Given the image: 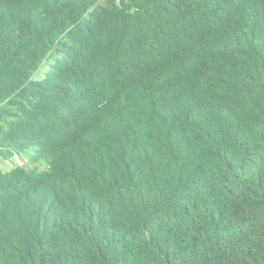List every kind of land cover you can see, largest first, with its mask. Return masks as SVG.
Returning a JSON list of instances; mask_svg holds the SVG:
<instances>
[{
    "label": "trees",
    "instance_id": "trees-1",
    "mask_svg": "<svg viewBox=\"0 0 264 264\" xmlns=\"http://www.w3.org/2000/svg\"><path fill=\"white\" fill-rule=\"evenodd\" d=\"M0 155V264H264V0H0Z\"/></svg>",
    "mask_w": 264,
    "mask_h": 264
},
{
    "label": "rangeland",
    "instance_id": "rangeland-1",
    "mask_svg": "<svg viewBox=\"0 0 264 264\" xmlns=\"http://www.w3.org/2000/svg\"><path fill=\"white\" fill-rule=\"evenodd\" d=\"M46 69H47V65L41 66L38 69L35 77L36 78L43 77ZM17 162H18L17 157H13L12 159H5L0 155V166H2L4 169H8L12 164H16Z\"/></svg>",
    "mask_w": 264,
    "mask_h": 264
},
{
    "label": "built area",
    "instance_id": "built-area-1",
    "mask_svg": "<svg viewBox=\"0 0 264 264\" xmlns=\"http://www.w3.org/2000/svg\"><path fill=\"white\" fill-rule=\"evenodd\" d=\"M120 1H121V0H116V3H118V4H119V3H120Z\"/></svg>",
    "mask_w": 264,
    "mask_h": 264
}]
</instances>
